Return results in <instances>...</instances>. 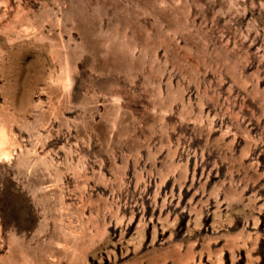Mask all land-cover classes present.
<instances>
[{"label":"rangeland","instance_id":"obj_1","mask_svg":"<svg viewBox=\"0 0 264 264\" xmlns=\"http://www.w3.org/2000/svg\"><path fill=\"white\" fill-rule=\"evenodd\" d=\"M0 123V264H264V0H0Z\"/></svg>","mask_w":264,"mask_h":264},{"label":"bare ground","instance_id":"obj_2","mask_svg":"<svg viewBox=\"0 0 264 264\" xmlns=\"http://www.w3.org/2000/svg\"><path fill=\"white\" fill-rule=\"evenodd\" d=\"M9 141H10L9 132L7 131L5 126L2 123H0V156L1 155L7 156L10 154V148L7 145V143H9Z\"/></svg>","mask_w":264,"mask_h":264}]
</instances>
